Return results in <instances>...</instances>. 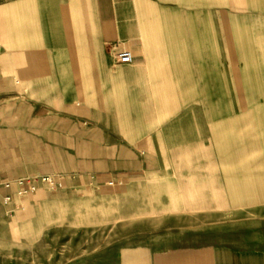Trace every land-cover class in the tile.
<instances>
[{"label":"crops","instance_id":"1","mask_svg":"<svg viewBox=\"0 0 264 264\" xmlns=\"http://www.w3.org/2000/svg\"><path fill=\"white\" fill-rule=\"evenodd\" d=\"M250 30L264 31V0H0V180L62 183L2 189L0 264H264L263 218L242 229L150 218L169 190L214 188L174 175L214 174L218 144L231 157L232 122L252 107L229 100L226 50L246 60ZM108 197L111 221L136 224L111 242L73 246L50 228ZM126 205L142 208L120 218Z\"/></svg>","mask_w":264,"mask_h":264},{"label":"rangeland","instance_id":"2","mask_svg":"<svg viewBox=\"0 0 264 264\" xmlns=\"http://www.w3.org/2000/svg\"><path fill=\"white\" fill-rule=\"evenodd\" d=\"M263 32L250 30L246 34V60H240L239 55L236 53V51H243L242 46H230L228 47L229 50H226L231 51L229 65L232 70V90L230 91L229 100L232 105L247 102L252 107L247 110L248 119L245 120V125H242V116L240 125L237 124L238 122L233 125L232 122L231 141L227 143V146L231 149V157H223V145L218 144L217 146L216 144L217 156L215 158L214 174L202 172L196 175L191 174L188 170L189 172L183 175L171 176L172 179L168 180L184 187L193 186L196 181H199L205 183V185H214V188L209 190L204 188L169 190L168 194L162 198V205L150 207L152 221L154 219L159 220L162 217H170L172 220H178V223L183 219L181 223L188 228L227 223L231 229H242L240 227L255 225L256 219H264ZM260 48L261 52H258ZM225 64H222L223 69L226 68ZM241 68L246 71L247 77L245 79L237 77V70ZM154 200L156 199L152 196V201ZM109 201V197L103 198L102 201L94 203L93 207L87 208L88 211L85 214L80 213L82 215L78 218L77 214H74L69 223L59 222L56 225H62L60 228L58 226H51L50 228L63 230L62 232L69 231V233H65V241L72 240L73 246L84 245L86 248H95L105 245L126 233L133 225H136L133 220L122 221L120 219L118 223L111 221V218L115 216L112 215ZM139 208L142 207H134L133 205L120 207L121 215L119 217L124 218L122 216L124 214L126 218L127 214L133 216L134 210ZM159 213L165 215L157 217ZM62 234H60V237L55 238L56 248L61 245L63 247ZM28 256L36 261L38 256L45 258L46 254H31Z\"/></svg>","mask_w":264,"mask_h":264},{"label":"built area","instance_id":"3","mask_svg":"<svg viewBox=\"0 0 264 264\" xmlns=\"http://www.w3.org/2000/svg\"><path fill=\"white\" fill-rule=\"evenodd\" d=\"M119 61L121 63H132L134 60L133 53L131 51H125L123 53H120L118 55ZM31 99H28L30 101ZM71 180L74 179V176H69ZM116 182L111 181L110 185H114ZM28 185V189L22 190L19 192L20 196L27 195L29 193H35L38 188L42 185L49 186L52 188H59L62 187V183L60 181H56L55 177L53 176H40V175H30L25 178L18 179L16 181L11 180H0V192L3 188H12L14 185ZM13 200L12 195H6L5 197V203L9 204ZM27 204L25 200H21L15 209H12L11 213H16L18 210H24L26 208Z\"/></svg>","mask_w":264,"mask_h":264}]
</instances>
